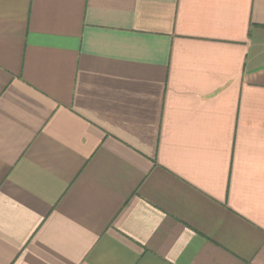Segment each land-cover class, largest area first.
Returning a JSON list of instances; mask_svg holds the SVG:
<instances>
[{"label":"crops","instance_id":"obj_1","mask_svg":"<svg viewBox=\"0 0 264 264\" xmlns=\"http://www.w3.org/2000/svg\"><path fill=\"white\" fill-rule=\"evenodd\" d=\"M0 264H264V0H0Z\"/></svg>","mask_w":264,"mask_h":264}]
</instances>
